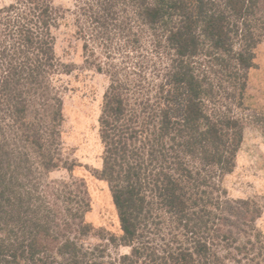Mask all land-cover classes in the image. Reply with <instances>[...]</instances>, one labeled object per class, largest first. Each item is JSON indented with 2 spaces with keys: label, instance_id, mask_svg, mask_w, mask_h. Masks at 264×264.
I'll use <instances>...</instances> for the list:
<instances>
[{
  "label": "trees",
  "instance_id": "16d2710c",
  "mask_svg": "<svg viewBox=\"0 0 264 264\" xmlns=\"http://www.w3.org/2000/svg\"><path fill=\"white\" fill-rule=\"evenodd\" d=\"M51 2L0 8V264H260L256 217L223 198L220 182L243 139L233 107L264 0H79L83 50L110 80L100 176L130 249L116 255L78 241L87 197L39 182L60 162L61 100L46 119L28 112L59 65Z\"/></svg>",
  "mask_w": 264,
  "mask_h": 264
},
{
  "label": "rangeland",
  "instance_id": "374dc122",
  "mask_svg": "<svg viewBox=\"0 0 264 264\" xmlns=\"http://www.w3.org/2000/svg\"><path fill=\"white\" fill-rule=\"evenodd\" d=\"M13 3L14 0H0V8ZM51 3L60 12L57 27L52 32L55 38L54 55L59 65L40 86L32 90L28 112L29 115L46 119L53 111L55 99L61 100L59 154L56 155L60 162L49 173L43 174L39 182L45 191L48 188V192L65 188L66 193L70 192L72 196L77 195L81 199L87 197L88 208L84 212V221L88 229L79 237V242L88 248L103 246L112 255L125 254L130 249L119 245L122 231L118 212L109 184L100 176L103 145L99 117L104 94L110 83L109 75L104 69L97 71L89 59V50H83L84 42L78 31L81 20L79 0H52ZM263 16L257 15L258 23L255 24L256 32L261 37L254 50V66L248 72L240 107H233L235 115L242 122V143L236 154L235 167L220 182L223 198L234 203V207L243 208L249 216L256 217L253 236L249 238H253L252 242L260 241L261 246L254 250L260 264H264ZM84 190L87 196L82 197L79 192ZM71 200L67 206L73 205L76 199L73 197ZM243 237L241 234L240 238ZM111 238L115 239L114 243L109 241Z\"/></svg>",
  "mask_w": 264,
  "mask_h": 264
}]
</instances>
